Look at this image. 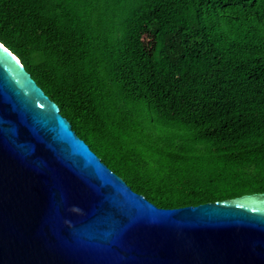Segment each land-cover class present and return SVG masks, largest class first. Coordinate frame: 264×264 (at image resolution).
I'll use <instances>...</instances> for the list:
<instances>
[{"label":"trees","instance_id":"16d2710c","mask_svg":"<svg viewBox=\"0 0 264 264\" xmlns=\"http://www.w3.org/2000/svg\"><path fill=\"white\" fill-rule=\"evenodd\" d=\"M0 42L157 206L264 192V0H0Z\"/></svg>","mask_w":264,"mask_h":264},{"label":"water","instance_id":"95a60500","mask_svg":"<svg viewBox=\"0 0 264 264\" xmlns=\"http://www.w3.org/2000/svg\"><path fill=\"white\" fill-rule=\"evenodd\" d=\"M0 264H264V192L157 206L0 42Z\"/></svg>","mask_w":264,"mask_h":264}]
</instances>
